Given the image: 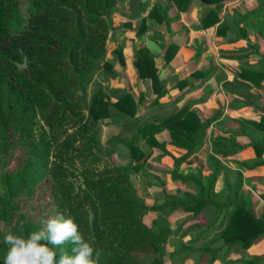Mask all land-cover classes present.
<instances>
[{"label":"trees","instance_id":"16d2710c","mask_svg":"<svg viewBox=\"0 0 264 264\" xmlns=\"http://www.w3.org/2000/svg\"><path fill=\"white\" fill-rule=\"evenodd\" d=\"M119 1L0 0V264H4L7 251L3 243L7 233L27 238L43 226L42 220L57 215L74 220L84 239L99 252V264H166V256L179 260L197 257L200 264L208 258L206 264H214L223 254L228 256L233 249L244 252L264 238V207L258 211L253 195L245 191L243 173L244 169L264 165V138L252 139L249 144L255 158L239 161L233 168L222 158L235 155L246 145L231 136L216 135L208 155L211 172L204 174L199 169L184 175L180 167L206 141L209 128L223 115L224 108L205 118L193 108L194 102H188L147 120L138 116L143 92L137 95L124 89L113 101L108 91L99 88L88 97L87 83L98 65L104 62L111 66L104 60L112 14ZM200 1L209 6L203 26L218 23L219 8L226 0ZM190 2L175 0L180 9H186ZM170 8V4L157 1L148 16L165 22L172 32L171 24L179 16H170ZM247 27L264 38V0H258L233 27L221 23L218 34L229 28L248 36ZM144 31L146 19L136 32L140 35ZM135 49L138 77L150 80L155 93L151 103L159 104L168 89L160 77L156 54L147 46ZM177 50V44L168 43L165 61L170 62ZM202 51L198 45L195 56ZM114 54L125 64L122 46ZM213 71L211 62L195 75L205 81ZM250 86L264 89V68L242 67L234 80L223 84L224 90L238 92ZM210 95L197 101H206ZM249 103L262 115L260 120H243V125L264 134V104ZM107 118L130 135L112 136L103 142L99 122ZM164 130L170 132L169 143L182 149L179 154L156 138ZM142 139L171 157L174 180L196 185L198 193L186 191L180 198L165 194L162 202L152 205L142 201L131 178V172L140 171L152 155V151L141 148ZM119 142L129 149L126 166L117 165L111 158L109 146ZM104 156L109 163L99 168L97 164ZM221 175L226 193L217 199L212 192ZM179 210L194 214L204 211L210 222L195 238L169 251L173 234L169 215ZM149 211L157 214L150 224L144 220ZM217 228L220 231L209 242L194 247L198 239ZM40 243L57 251L58 261L55 246L44 240ZM63 247L72 254L73 244ZM263 259L241 261L257 264Z\"/></svg>","mask_w":264,"mask_h":264},{"label":"crops","instance_id":"0c3cea01","mask_svg":"<svg viewBox=\"0 0 264 264\" xmlns=\"http://www.w3.org/2000/svg\"><path fill=\"white\" fill-rule=\"evenodd\" d=\"M157 1H162L163 3L171 5V8L169 10L170 16H179V18L177 20H174L171 24L172 32L168 31L165 22L158 21L148 16L149 12L156 5ZM257 4L258 0H226L218 11L221 18L220 21L215 25L204 27L202 23V18L206 14L209 6L204 4L200 0H191L186 9H180L175 3V0H120L116 10L112 14L113 19H115L116 16L117 19L121 17L122 19H124V22L126 24H130L131 22L135 21H140L139 27L141 26L143 20L146 19V31L138 35L136 31L139 27H137L135 29L134 35L136 36L135 40H131V43L136 48H139L141 46H147L154 54H156V63L159 67L160 77L165 82L166 87L168 89V94L160 99L159 104L153 105L151 103V101L155 97V93L153 94V96H151V98L146 101V103L144 101L145 104L142 103L140 105L141 111L139 109L138 116L141 119L151 120L163 116L175 110L176 108H180L188 102H194V104L192 105L194 109H196L203 117H210L211 114L208 113L209 103L214 100V94L216 92L217 94H220L221 92L225 93V90L223 88L224 82L234 80L236 73L240 71V69L244 65L258 61L254 60V53L256 52V48L248 46L246 44L247 40L251 38L250 35L256 37V33L252 29L247 27L248 36H241L242 33L236 32L235 30H231L229 28L225 29L224 33L218 34V26L221 23H224L229 24V26L231 25L233 27L235 23L240 20L241 16L244 13L255 7ZM168 43H175L178 45V50L174 58L170 62H166L164 59V52ZM198 45L201 46L203 51L199 55L195 56L196 47ZM211 62L214 66L213 74L208 79L203 81L200 76L195 75V72L207 69L210 66ZM262 68H264V65L260 69ZM130 70V72L135 73V80L139 79L141 81H147L138 77L137 69L134 65V62L132 63V67L130 68ZM130 79L131 84L134 85L135 80H133L132 77H130ZM116 87L121 86L117 85ZM119 89L120 88L114 89L115 94L119 92ZM133 89L136 91V88ZM141 92L146 91H144V89L142 88L139 93ZM139 93L137 95H139ZM207 94L211 95L206 101H197L199 98ZM112 100L115 101L116 97L112 96ZM236 101L239 102L240 100L232 98L230 104L233 105L236 103ZM222 108H224L223 115L211 125V127L209 128L208 138L203 143V145L189 158L187 162L182 164V166L180 167L181 173H196L199 169H203L204 174H208L211 172V169L208 165V155L211 153V140L216 135H226L223 132H214L213 126L216 123L224 122L227 117L229 119L236 117V111L233 108L228 110V106L225 107V105H223ZM254 116L255 115L248 119L259 120L256 119V116ZM108 119L114 122V128L112 132L108 135H105V130L103 129L101 134L103 142H105L108 138L112 136H118L120 134L123 135L122 133L124 132V128L122 127V125L114 121L112 118ZM156 138L161 142H167V148L174 154L177 155L180 151H182L181 148H178L175 145L169 143L170 132L168 130H164L162 132L157 133ZM239 143L245 145L240 141ZM139 144L143 150L152 151V155L150 156L148 161L149 163L150 161L155 162L156 166L153 167L156 170L159 169L158 167H161L160 169H162L166 173V177L164 179L165 183L170 184V182H180L186 184L181 180H174L172 178V159L170 156L163 155L160 148L152 147L148 144L145 139H142ZM109 148H111L113 154H115L117 158H119L117 156L118 154L127 153L129 156L128 163L123 165L120 164V166H126L129 164V149L123 142L114 143L109 146ZM255 157L256 152L254 148L246 145V148L242 151L236 153L235 155L224 157L222 158V160L223 162H225L224 159L226 158H234L238 159L239 161H242L253 159ZM227 165L230 166L231 164ZM144 167L138 172H142ZM232 167L237 168L238 166ZM259 168L264 169V165H261L254 169L243 170L245 179V191H250L253 195L257 203L258 211L263 209L264 207V200L262 198V195L264 194V177L259 178L257 182V180L254 179L248 180L247 176L253 177L257 173ZM187 170H189L188 173ZM247 182H250V184L256 182L259 185L261 184L262 193L258 194L254 192V184L248 185ZM152 188L156 191H163V187L159 186L157 183L154 182L151 187H144L141 192H137L142 201H144L148 205L154 204L155 198H157V196L160 194V192L157 193V195L154 194V192L151 190ZM186 191L191 192L193 194H197L198 187L194 185V187H191ZM225 193L226 189L223 181V175H221L214 186L212 194L217 199H221L225 195ZM165 194L172 195V193L167 190L165 193H163V195ZM256 196L261 200V202L257 199ZM175 212L183 213L184 216L182 217L195 215L194 213H186L181 210ZM204 215L207 218V222L206 224L202 225L200 232L204 229V226H207L210 222L209 216L207 214ZM180 220L183 219L180 218ZM172 227L174 232V230L179 229L180 226L176 222H172ZM219 231V228L209 231L206 236L203 235L202 239H198L194 243V247H199L197 243L200 240L203 241L204 239V243L209 242L213 237L217 235ZM184 232L187 233L189 232V230H184ZM196 233H199V231ZM196 236L197 235H195V237ZM187 241L188 240H184V242ZM180 242L182 241H179V243ZM261 244H264V238L254 243L250 249ZM250 249H248V251H250ZM232 251L230 252V254L232 253ZM221 257L224 258L226 257V255L223 254ZM252 257H264V255H251L248 253V255L245 256L240 253L239 257L234 258V260L230 259L228 261H225L224 264H233L234 262L236 264H243L241 260ZM175 261L178 262L181 261V259L179 260L178 258H176ZM196 262L198 263V261ZM257 264H264V259Z\"/></svg>","mask_w":264,"mask_h":264},{"label":"rangeland","instance_id":"374dc122","mask_svg":"<svg viewBox=\"0 0 264 264\" xmlns=\"http://www.w3.org/2000/svg\"><path fill=\"white\" fill-rule=\"evenodd\" d=\"M23 9L26 8V3L23 4L22 6ZM117 17V16H116ZM115 17L111 18V30H110V36L108 39L107 43V53L105 55V60L108 61L111 66L104 65V62L100 63L95 71V74L93 77L89 80L87 83V90H88V97L90 98L93 93L99 89V88H104L106 91H108L109 95L112 97H116L121 90L124 89H131L133 90L136 94L139 93V91L144 89L143 92L145 97L143 100V104L146 103V101L153 96L154 92L151 88V82L149 80L147 81H141L139 79L135 80V73L130 72V68L132 67V63L135 61V56H136V47H134L131 43V40H135V29L139 27L140 21H135L131 22L130 24H126L124 22V19L119 17L118 19ZM255 36L250 35L251 38H249L246 42L248 46H252L256 48V52L254 53V60H258L252 63H248L244 65L243 67H248V68H255V69H260L264 65V38L261 36H258L255 34ZM118 46H122L123 49V55L125 57V64L121 63L119 59L116 57L114 54V50L118 48ZM131 74V75H130ZM130 77L135 80L134 85L131 84V79ZM117 85L121 87H116ZM120 88L116 94L114 92V89ZM136 88V91L133 89ZM241 92V93H240ZM225 94V97H224ZM214 100H212L209 103L208 107V113L213 114L217 110L223 107V105L228 106V110L233 108L236 111V117L233 118H228L222 122V123H216L213 126V131L214 132H223L226 134V136H231L235 138L238 142H242L245 145L250 144L252 139H263L264 134L261 133L260 131L254 129L250 125H243V120H246L250 117H253V115L256 116V119L261 118L262 111L257 108L252 106L249 103V100H253L257 106H261L264 104V89H259L254 86H250L249 88H240V91L238 92L237 89L235 91H227L225 90V93L221 92L220 94H217V92L214 94ZM232 98L236 100H240L239 102L236 101L235 104H230V101ZM145 101V103H144ZM233 106V107H232ZM227 110V111H228ZM141 111V108H140ZM254 116V117H255ZM260 117V118H259ZM255 120V119H254ZM113 121H110L108 118L103 119L99 122L101 133L103 129L105 130V135L110 134L113 130ZM104 126V127H103ZM211 132V131H210ZM124 136L130 135V132L128 133H122ZM102 138V137H101ZM107 147V145H105ZM119 158L116 157L115 154L111 156L112 161L116 164H127L128 163V154H118L117 155ZM149 160V159H148ZM225 164H231L232 166H239V160L234 159V158H226ZM108 159L104 156V158L97 164L99 168H102L108 164ZM226 164V165H227ZM230 165V166H231ZM144 169L142 172H134L132 171L131 178L134 182V186L137 192H141L144 187L152 186V184L155 182L159 186L163 187V191H156L153 188L151 189L154 194L157 195V193L160 192V194L155 198V202H162L163 200V193L167 191H170L172 193V196L176 197H182L183 193L186 192L187 189L194 187L192 183H180V182H170V184H167L164 182V179L166 177V173L160 169L161 167H158L159 169H155L153 166H156L155 162L153 161H148L144 165ZM231 166V167H232ZM156 170V171H155ZM260 170V171H259ZM189 170H187V173ZM183 174V173H182ZM189 174V173H188ZM186 175V174H184ZM264 177V169L259 168L257 173L252 177V176H247L248 180H259V178ZM75 178V181L78 184H81L82 181L80 178ZM253 183L250 184V182H247L248 185H253L254 192L261 194V184L259 185L258 183ZM148 185V186H147ZM257 197V196H256ZM258 200H260L257 197ZM153 202V200H152ZM261 202V200H260ZM206 214V212H204ZM203 214V211L195 214V215H189L187 217H182L184 216L183 213L179 212H174L173 214L169 215V219L172 222H176L180 227L177 230H174L172 236L169 239L168 242V250L172 251L174 248L177 246L179 241H184L188 240L189 242L192 238H195V235L200 232L202 225L206 224L207 218ZM157 214L154 211H149L145 214L144 220L146 223L150 224L152 219L156 217ZM183 219V220H180ZM181 221V222H180ZM184 230H189V232H184ZM202 239V238H201ZM204 243L203 241L200 240L198 241V245H202ZM197 245V246H198ZM253 245V244H252ZM252 245L248 248L250 249ZM248 249L244 252H239L237 249H233L232 253L229 256L226 257H221L217 261H215L214 264H224L225 261L228 260H234V258H237L240 256V253L243 255L247 256L249 254L253 255H264V244L258 245L256 247H253L248 251ZM248 251V252H247ZM197 256V255H196ZM197 257H189L187 259L181 260L176 262L175 259L170 258L169 256H166L165 258V263L166 264H200L197 263ZM208 262V258H206L203 261V264H206ZM233 264H236L235 262Z\"/></svg>","mask_w":264,"mask_h":264},{"label":"clouds","instance_id":"9594fccd","mask_svg":"<svg viewBox=\"0 0 264 264\" xmlns=\"http://www.w3.org/2000/svg\"><path fill=\"white\" fill-rule=\"evenodd\" d=\"M41 223L43 226L29 233L27 238L11 232L3 237V243L7 245L4 264H99V252L84 239L71 217L57 215ZM42 240L55 246L58 261L57 251L40 243ZM69 242L74 245L72 254L63 247Z\"/></svg>","mask_w":264,"mask_h":264}]
</instances>
